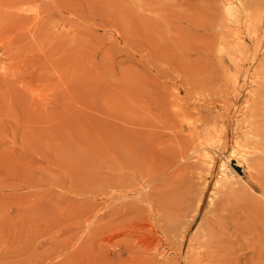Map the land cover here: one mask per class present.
Returning <instances> with one entry per match:
<instances>
[{
	"label": "rangeland",
	"instance_id": "rangeland-1",
	"mask_svg": "<svg viewBox=\"0 0 264 264\" xmlns=\"http://www.w3.org/2000/svg\"><path fill=\"white\" fill-rule=\"evenodd\" d=\"M0 264H264V0H0Z\"/></svg>",
	"mask_w": 264,
	"mask_h": 264
},
{
	"label": "bare ground",
	"instance_id": "bare-ground-1",
	"mask_svg": "<svg viewBox=\"0 0 264 264\" xmlns=\"http://www.w3.org/2000/svg\"><path fill=\"white\" fill-rule=\"evenodd\" d=\"M233 85H234V88L235 89H237V83L236 82H233ZM190 135L192 136V138H194L197 134L195 133V131L194 130H191L190 131ZM192 151H193V153L194 154H196L197 156V158H199V157H202V158H204V160H207L208 158H212V153H210L209 152V150H207V148L206 147H204V145L203 144H199V145H196V146H194V145H192L191 146V148H190ZM207 150V151H206ZM246 154V153H245ZM247 155V154H246ZM227 163L226 162H222L221 161V166L223 167V168H226V165ZM223 172V171H222ZM224 173V172H223ZM227 173L230 175V176H236L234 173H232V172H228L227 171ZM226 175V174H225ZM224 175V176H225ZM229 178V177H228ZM183 245V244H182ZM181 246V245H180ZM196 263H198L197 261H196Z\"/></svg>",
	"mask_w": 264,
	"mask_h": 264
}]
</instances>
